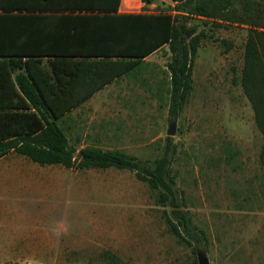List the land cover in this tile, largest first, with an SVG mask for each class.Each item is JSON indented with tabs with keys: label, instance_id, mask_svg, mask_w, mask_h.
Returning <instances> with one entry per match:
<instances>
[{
	"label": "rangeland",
	"instance_id": "obj_1",
	"mask_svg": "<svg viewBox=\"0 0 264 264\" xmlns=\"http://www.w3.org/2000/svg\"><path fill=\"white\" fill-rule=\"evenodd\" d=\"M190 24L204 36L193 89L175 120L170 173L183 209L204 233L202 244L177 241L165 219L170 208L159 206L157 192L132 171L30 161L39 179L10 167L0 184V212L14 231L0 243L7 246L0 254L12 258L3 264H193L198 251L210 264H264V240L262 253L245 247L264 238L263 135L241 84L249 27L204 18ZM172 122L158 125L149 148L101 149L153 166Z\"/></svg>",
	"mask_w": 264,
	"mask_h": 264
},
{
	"label": "trees",
	"instance_id": "obj_2",
	"mask_svg": "<svg viewBox=\"0 0 264 264\" xmlns=\"http://www.w3.org/2000/svg\"><path fill=\"white\" fill-rule=\"evenodd\" d=\"M172 1L175 14L128 16L130 23L124 26L123 37L104 42L114 46L109 51L103 48L104 56H76L66 51L69 42L52 39L51 26L44 19L23 14L26 8L20 7V0H0V91L10 96V103L0 104V158L14 151L40 165L132 171L157 192L159 206L170 208L165 219L177 241L194 247L202 244L204 233L183 209L170 173L172 137H166L163 155L150 166L121 151L82 148L77 152L57 124L58 118L163 45H168L171 54L167 64L171 75L169 119L174 122L193 89V67L204 36L190 21L204 18L243 24L249 31L241 84L263 135L260 163L264 168V0ZM5 2L7 6H3ZM91 57L107 60L101 63L89 60ZM112 57L116 60H110ZM193 264H198L197 255Z\"/></svg>",
	"mask_w": 264,
	"mask_h": 264
},
{
	"label": "crops",
	"instance_id": "obj_3",
	"mask_svg": "<svg viewBox=\"0 0 264 264\" xmlns=\"http://www.w3.org/2000/svg\"><path fill=\"white\" fill-rule=\"evenodd\" d=\"M175 4L172 0H20V7L26 8L22 13L44 19L51 26L52 39L69 42L70 50L66 51L76 56H104L103 48L114 49V46L103 45L104 42L123 37L124 26L130 23L128 16L175 14ZM3 6H7V2ZM105 58L89 60L104 63ZM170 58L168 45H163L58 118L57 124L69 146L149 148L154 144L159 137L158 125L169 119L171 75L167 64ZM2 94L0 91V104L10 103V96L4 91ZM30 161L14 151L2 156L0 184L7 180L10 167L26 171L27 179H39L42 174ZM6 218L5 213L0 212V243L13 239L14 231L5 225ZM263 240L262 236H255L246 240L245 247L262 253ZM6 247L0 244V249ZM11 259L0 254V264ZM24 262L41 263L31 259Z\"/></svg>",
	"mask_w": 264,
	"mask_h": 264
},
{
	"label": "water",
	"instance_id": "obj_4",
	"mask_svg": "<svg viewBox=\"0 0 264 264\" xmlns=\"http://www.w3.org/2000/svg\"><path fill=\"white\" fill-rule=\"evenodd\" d=\"M179 2H182L183 0H178ZM176 134V122H172V124L169 126L167 130V136L173 137ZM197 261L198 264H210V261L207 257V255L204 252L198 251L197 252Z\"/></svg>",
	"mask_w": 264,
	"mask_h": 264
}]
</instances>
